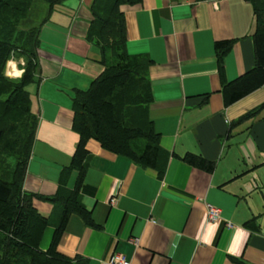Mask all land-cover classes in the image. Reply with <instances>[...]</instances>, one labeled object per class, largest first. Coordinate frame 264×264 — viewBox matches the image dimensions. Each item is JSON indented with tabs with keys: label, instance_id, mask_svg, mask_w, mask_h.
I'll use <instances>...</instances> for the list:
<instances>
[{
	"label": "crops",
	"instance_id": "crops-1",
	"mask_svg": "<svg viewBox=\"0 0 264 264\" xmlns=\"http://www.w3.org/2000/svg\"><path fill=\"white\" fill-rule=\"evenodd\" d=\"M93 1L55 6L28 86L39 123L23 192L51 219L41 249L51 246L67 195L79 187L93 224L69 213L57 249L70 259L107 264L119 252L131 264H264V85L233 104L224 92L255 67L252 1L122 5L127 52L150 59L149 115L164 150L163 177L93 138L82 168L72 166L80 144L73 98L105 69V54L87 40ZM226 39L235 41L221 70L215 44ZM23 61H9L6 75L24 72ZM187 153L214 161V171L186 163ZM208 205L221 210L218 220L209 219Z\"/></svg>",
	"mask_w": 264,
	"mask_h": 264
},
{
	"label": "trees",
	"instance_id": "trees-1",
	"mask_svg": "<svg viewBox=\"0 0 264 264\" xmlns=\"http://www.w3.org/2000/svg\"><path fill=\"white\" fill-rule=\"evenodd\" d=\"M48 4L42 20L24 22L38 2ZM67 0H0V264H87L84 259H70L57 245L73 210L93 224L81 204L79 187L69 192L63 204L52 244L44 251L40 243L51 219L34 206V194L23 192V183L32 155L38 128V117L31 109L28 86L36 81L39 69L38 47L42 25L50 19L56 5ZM141 0H94L93 19L87 40L105 54L103 72L86 90H77L73 98V128L80 135L78 151L72 166L82 168L86 144L95 139L117 154L165 174L164 150L159 141L149 105L152 102L149 79L150 59L132 56L126 49V22L122 5ZM255 10V67L236 82L226 84V102L233 104L264 85V0H251ZM23 21V22H22ZM24 27V28H22ZM235 40H219L215 47L223 70L226 52ZM13 57H23L24 72L20 78L6 75V65ZM15 158L16 165L10 161ZM186 163L213 172L216 163L203 156L187 153ZM83 171L80 172V183Z\"/></svg>",
	"mask_w": 264,
	"mask_h": 264
},
{
	"label": "built area",
	"instance_id": "built-area-1",
	"mask_svg": "<svg viewBox=\"0 0 264 264\" xmlns=\"http://www.w3.org/2000/svg\"><path fill=\"white\" fill-rule=\"evenodd\" d=\"M23 64H25L24 61ZM208 216L210 220H218L221 217V210L213 205H208ZM107 264H131V261L125 254L116 252L108 258Z\"/></svg>",
	"mask_w": 264,
	"mask_h": 264
},
{
	"label": "rangeland",
	"instance_id": "rangeland-1",
	"mask_svg": "<svg viewBox=\"0 0 264 264\" xmlns=\"http://www.w3.org/2000/svg\"><path fill=\"white\" fill-rule=\"evenodd\" d=\"M37 4H38V7L34 8L32 10L30 15H28V17L23 20L24 22H26V23L29 22L30 23L31 21H34V20H36V21L39 20L40 21L46 16L47 9H48V4L45 3L44 1H39ZM22 28H24V27H22ZM14 58L15 57H13L11 59H14ZM11 59H10V61H11Z\"/></svg>",
	"mask_w": 264,
	"mask_h": 264
},
{
	"label": "clouds",
	"instance_id": "clouds-1",
	"mask_svg": "<svg viewBox=\"0 0 264 264\" xmlns=\"http://www.w3.org/2000/svg\"><path fill=\"white\" fill-rule=\"evenodd\" d=\"M12 75L16 78H20L23 75V70L14 71Z\"/></svg>",
	"mask_w": 264,
	"mask_h": 264
}]
</instances>
